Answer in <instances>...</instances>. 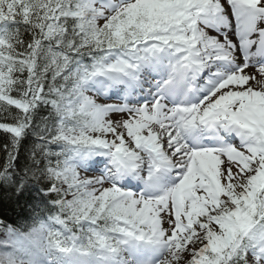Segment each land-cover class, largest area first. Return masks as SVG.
I'll use <instances>...</instances> for the list:
<instances>
[{"label": "snow or ice", "instance_id": "obj_1", "mask_svg": "<svg viewBox=\"0 0 264 264\" xmlns=\"http://www.w3.org/2000/svg\"><path fill=\"white\" fill-rule=\"evenodd\" d=\"M0 264H264V0H0Z\"/></svg>", "mask_w": 264, "mask_h": 264}, {"label": "trees", "instance_id": "obj_2", "mask_svg": "<svg viewBox=\"0 0 264 264\" xmlns=\"http://www.w3.org/2000/svg\"><path fill=\"white\" fill-rule=\"evenodd\" d=\"M3 140H4V134L0 133V144L3 143ZM0 156H2V153H0Z\"/></svg>", "mask_w": 264, "mask_h": 264}]
</instances>
